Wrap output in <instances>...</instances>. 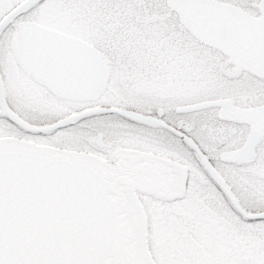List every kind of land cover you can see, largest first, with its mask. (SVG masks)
Listing matches in <instances>:
<instances>
[{
    "label": "snow or ice",
    "instance_id": "obj_1",
    "mask_svg": "<svg viewBox=\"0 0 264 264\" xmlns=\"http://www.w3.org/2000/svg\"><path fill=\"white\" fill-rule=\"evenodd\" d=\"M0 264H264V0H0Z\"/></svg>",
    "mask_w": 264,
    "mask_h": 264
}]
</instances>
